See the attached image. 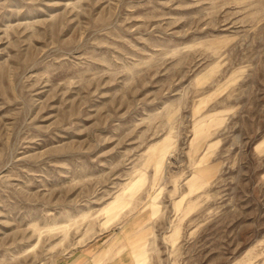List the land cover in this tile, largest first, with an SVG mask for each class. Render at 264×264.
<instances>
[{"label":"rangeland","instance_id":"rangeland-1","mask_svg":"<svg viewBox=\"0 0 264 264\" xmlns=\"http://www.w3.org/2000/svg\"><path fill=\"white\" fill-rule=\"evenodd\" d=\"M0 264H264V0H0Z\"/></svg>","mask_w":264,"mask_h":264}]
</instances>
